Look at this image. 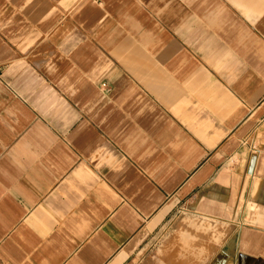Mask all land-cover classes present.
<instances>
[{"label": "crops", "instance_id": "0c3cea01", "mask_svg": "<svg viewBox=\"0 0 264 264\" xmlns=\"http://www.w3.org/2000/svg\"><path fill=\"white\" fill-rule=\"evenodd\" d=\"M0 264H264V0H0Z\"/></svg>", "mask_w": 264, "mask_h": 264}]
</instances>
